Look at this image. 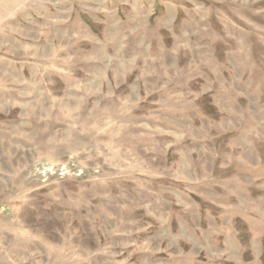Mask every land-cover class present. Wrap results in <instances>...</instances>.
Wrapping results in <instances>:
<instances>
[{
  "label": "rangeland",
  "instance_id": "374dc122",
  "mask_svg": "<svg viewBox=\"0 0 264 264\" xmlns=\"http://www.w3.org/2000/svg\"><path fill=\"white\" fill-rule=\"evenodd\" d=\"M0 264H264V0H0Z\"/></svg>",
  "mask_w": 264,
  "mask_h": 264
}]
</instances>
